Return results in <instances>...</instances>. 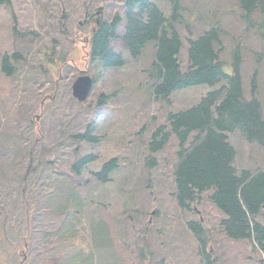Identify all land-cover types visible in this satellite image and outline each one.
<instances>
[{
    "label": "rangeland",
    "instance_id": "374dc122",
    "mask_svg": "<svg viewBox=\"0 0 264 264\" xmlns=\"http://www.w3.org/2000/svg\"><path fill=\"white\" fill-rule=\"evenodd\" d=\"M11 1L16 23L10 8L0 5V264L23 259L24 264H202L187 227L201 217L211 229L217 264H264V251L222 231L223 214L208 192L196 211L178 207L172 176L176 137L157 154L155 167L146 164L148 143L167 114L191 108L225 81L185 87L169 101L153 102L144 72L153 59L149 44L138 58L126 54L128 63L120 69L101 68L81 103L73 96V83L82 74L95 80L100 70L88 56L95 20L122 13L123 0ZM155 1L170 14L168 1ZM181 8L176 30L182 70L191 64L189 39L219 24L223 67L233 72L232 54L239 44L244 95L252 97L257 73L256 96L264 115V37L247 29L238 0H181ZM14 53L21 57L13 58ZM5 55L17 66L14 75L2 69ZM102 93L112 96L99 105ZM90 123L93 133L103 135L101 142L67 137L84 133ZM227 134L239 174L264 167L263 147L239 129ZM77 148L80 155H97L82 170L83 182L113 157L119 167L107 182L76 183L70 168ZM31 158L36 171L27 174Z\"/></svg>",
    "mask_w": 264,
    "mask_h": 264
},
{
    "label": "trees",
    "instance_id": "16d2710c",
    "mask_svg": "<svg viewBox=\"0 0 264 264\" xmlns=\"http://www.w3.org/2000/svg\"><path fill=\"white\" fill-rule=\"evenodd\" d=\"M166 1L170 4L169 15L155 0H123L122 13L114 9L115 14L111 17L100 18L99 22L95 20L88 55L92 63L100 65L94 81L102 75L101 68L116 71L128 63L126 54L138 58L149 44L153 45V59L144 72L148 79L147 93L153 102L169 101L174 91L185 87L225 81L191 108L167 114L166 121L153 132L148 143L150 154L146 164L149 168L155 167L157 154L168 145L171 137H176L178 144L172 176L173 197L178 207L195 211L194 205L201 203L203 194L208 192V198L223 214L219 220L222 231L230 238L244 240L264 251V167L242 170L239 174L234 164L236 149L227 134L239 129L247 140L264 148L263 108L256 96L257 73L252 79V97L248 99L242 84L243 59L239 44L232 54L233 72L227 73L223 67L220 53L224 31L219 24L205 30L199 37L189 39L191 64L187 71H183L179 60L182 41L176 30L181 18V0ZM238 2L247 29L264 37V0ZM2 4L10 8L16 23L12 1L0 0ZM14 31L17 32L16 26ZM12 56L18 58L21 54ZM12 56L5 55L2 61V69L8 75L17 72V66L10 60ZM111 96L102 93L98 104H106ZM92 123L84 133L67 137L77 142H101L103 135L93 133ZM76 150L78 152L79 148ZM96 158L94 153L80 155L78 152L70 168L76 183L81 184L82 170ZM33 161L31 158L28 163L27 174L36 171ZM46 162L50 163L48 158ZM118 167L119 159L113 157L98 170L90 171L91 175L84 182L81 180V185L92 179L107 182ZM187 227L197 241L202 264H217L211 247V229L200 219L189 220ZM24 262L23 259L21 264Z\"/></svg>",
    "mask_w": 264,
    "mask_h": 264
},
{
    "label": "water",
    "instance_id": "95a60500",
    "mask_svg": "<svg viewBox=\"0 0 264 264\" xmlns=\"http://www.w3.org/2000/svg\"><path fill=\"white\" fill-rule=\"evenodd\" d=\"M94 81L88 74H82L77 77L73 83V96L80 102H84L89 97Z\"/></svg>",
    "mask_w": 264,
    "mask_h": 264
},
{
    "label": "flooded vegetation",
    "instance_id": "af4514ba",
    "mask_svg": "<svg viewBox=\"0 0 264 264\" xmlns=\"http://www.w3.org/2000/svg\"><path fill=\"white\" fill-rule=\"evenodd\" d=\"M98 20V19H97ZM98 22V21H97Z\"/></svg>",
    "mask_w": 264,
    "mask_h": 264
}]
</instances>
